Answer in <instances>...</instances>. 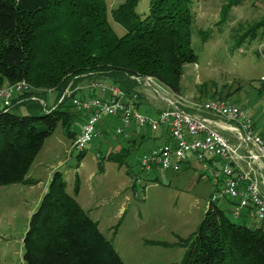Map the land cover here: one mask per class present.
<instances>
[{"label": "trees", "instance_id": "obj_1", "mask_svg": "<svg viewBox=\"0 0 264 264\" xmlns=\"http://www.w3.org/2000/svg\"><path fill=\"white\" fill-rule=\"evenodd\" d=\"M239 1L230 0L222 18ZM139 2L125 0L112 9L114 21L126 29L119 36L109 21L106 0H0V85L26 80L32 88L16 95L8 109L0 108V185L39 183L29 172L59 124L76 138L80 113L72 97L77 94L61 102L70 84L104 78L131 95L138 88L131 77L142 75L181 93L185 66L198 62L192 48V0H150L144 17L137 10ZM261 29L264 18L248 28L237 47L256 39ZM200 33L206 37V31ZM48 94L56 95L50 108L31 99L47 101ZM125 152L100 155V171L105 160L124 166L130 151ZM85 155L86 149L79 160ZM80 189L79 176L71 195L64 174H53L30 218L24 264H126L99 222L78 202ZM177 245L187 248L181 264H264V227L234 222L219 202L208 205L198 230L179 238Z\"/></svg>", "mask_w": 264, "mask_h": 264}, {"label": "rangeland", "instance_id": "obj_2", "mask_svg": "<svg viewBox=\"0 0 264 264\" xmlns=\"http://www.w3.org/2000/svg\"><path fill=\"white\" fill-rule=\"evenodd\" d=\"M106 1L111 26L119 36H123L126 29L114 21L112 9L125 0ZM229 1L218 0L214 11L203 15L202 19L196 18L191 4L195 15L192 48L198 56V62L185 66L181 94L199 101L215 98L232 101L243 99L252 90L264 114V94L257 93L262 89L260 78L264 77V51L259 52L260 46L264 44V29L260 30L256 39L248 38L241 47H237L238 40L248 28L264 18V0H240L230 10L227 9V15L222 18L223 8L228 6ZM149 6L150 0H140L137 7L139 14L143 17L147 15ZM200 31H206L205 38ZM82 85L88 86V82ZM55 96L48 94V108L53 106ZM83 119L80 113L74 126L76 132H79ZM104 122L106 126H103ZM117 125L112 118L105 117L100 124L101 130H105H102L103 136L86 147V155L80 161V152L73 148L74 140L59 124L53 135L45 141L39 159H44V166L36 165L32 171L40 183L32 187L22 184L0 185V264H24L23 241L30 218L46 193L52 175L57 171L64 174L71 195H74L75 180L79 176L80 204L88 213L92 209L90 216L100 221V230L112 240L126 264L182 263L187 248L178 246L177 242L179 238L189 237L201 225L212 192L211 180L204 174L198 181L199 173L194 170L177 173L157 168L143 172L140 166L142 155L163 143L153 142L152 139L147 144H139L131 149L121 170L117 163L105 160V172H101L99 163L102 158L97 155L103 157L108 153L106 141L114 144L118 139L126 141L116 134ZM127 169L131 170V175L126 173ZM137 176H141L142 182L133 190L132 184ZM220 205L225 209V205ZM120 206L123 212L118 215ZM226 212L236 223L259 225L253 219L244 221L233 217L228 210ZM117 224L118 227L113 229ZM147 240L171 245H147Z\"/></svg>", "mask_w": 264, "mask_h": 264}, {"label": "built area", "instance_id": "obj_3", "mask_svg": "<svg viewBox=\"0 0 264 264\" xmlns=\"http://www.w3.org/2000/svg\"><path fill=\"white\" fill-rule=\"evenodd\" d=\"M263 51L264 44L259 49L260 53ZM131 78L138 88L150 91L161 104L158 113L140 110L137 90L128 95L104 78L91 80L88 84L91 94L84 98L72 97L75 92L73 84L67 87L61 102L72 97L75 108L84 118L73 148L82 152L91 142L102 137L100 124L105 117L118 122L115 132L124 138L129 136L128 130H148L161 139L168 138L142 155L140 166L143 172L160 168L178 173L184 171L186 164L194 158L201 172L219 184L208 205L230 201L233 217L243 218V211H247L251 219L264 227V192L261 188L264 185L261 176L264 135L256 132L251 115L227 99H189L171 91L153 76L133 75ZM260 84L264 94V77L260 78ZM31 89L26 80L0 85V108L8 109L16 95ZM31 99L48 105L38 96ZM135 181L141 183V176Z\"/></svg>", "mask_w": 264, "mask_h": 264}, {"label": "crops", "instance_id": "obj_4", "mask_svg": "<svg viewBox=\"0 0 264 264\" xmlns=\"http://www.w3.org/2000/svg\"><path fill=\"white\" fill-rule=\"evenodd\" d=\"M217 3H218V0H192V2H191V4L193 5V9L195 11L196 18H199V19H202V16L205 15V14L208 15L210 11H212V10L214 11V9H215L214 6L217 5ZM215 14H216V11H215ZM91 80H93V79L85 80V81L79 83L75 87L74 94L75 93L77 94L76 97L84 98V97H88L91 94V91L88 88V86L82 85V83H84L86 81L89 84V82H91ZM258 89H260V86L258 87ZM137 91L140 93V96H141L140 102H139V108H140V110L142 112H148L150 114H156V113H158L161 110V104H159V102L152 96L150 91H146V90H143V89H140V88H138ZM257 93L260 94V95H263V92H261V91H258ZM255 95H256L255 92H252V90H249L247 92V95L244 96L243 99H240V98L237 99V100L233 99L230 102L235 103V104L237 102H239L240 103L239 105H241V107L243 109H245L251 115V117L253 119V126H254L256 132L261 134V135H264V114H263L262 106H260V104L258 103L257 97ZM48 100H49V97H48ZM47 104H48V102H47ZM114 121L116 122V120H114ZM116 123L118 124V122H116ZM106 125H107V123L104 122L103 126H106ZM102 130H104V129L102 128ZM128 131H129V136L127 138H125L126 139L125 142H123L124 140L121 141L119 139H118V142H115V144L106 141V146H107V149H108V153L106 155H104V156H107L108 154L114 153V152H122V153H124L125 151L126 152H129V151L131 152V149L135 148L137 145H139V144H147L148 142H150L151 139H152L153 142L154 141L155 142H157V141L164 142V141L168 140V138L161 139V137H159L158 135H154L152 133L150 135V133H148V132H143L142 133V132L137 131V130H128ZM104 132H105V130H104ZM73 140L74 139H72V141ZM44 146H45V144H44ZM44 146H43V149L41 150V152L39 153V155L37 156L35 162L33 163L32 167H31V170L29 172V175H28L29 178L36 179V180L39 181V183H40V180L37 177H34L32 171L36 167V165L44 166V164H43L44 159L39 160L40 157L43 154ZM155 146H157V145H155ZM243 166L247 169L246 164H243ZM118 167H119L120 170L123 168V166H120L119 164H118ZM185 168H186V170H184V171L194 170V171L198 172L199 173L198 178H197L198 181H200L202 179V177L204 176V174L201 172L200 167H199L198 163L195 161V159L194 160L191 159V161L186 164ZM104 170H105V168H104ZM103 172H105V171H103ZM126 173L130 174V175L132 174L131 170H128V169L126 170ZM261 176L264 178V170L261 171ZM52 177H53V175H52ZM52 177H51V179H52ZM51 179H50V182H51ZM50 182H49V184H50ZM218 185H219L218 183H213L211 181V186H212L211 194L216 190ZM30 187H32V186H30ZM48 187H49V185H48ZM261 188H262V191L264 192V185L263 184H262ZM47 189L48 188H46V191H47ZM132 189L135 190L133 188V184H132ZM80 194H81V189H80L79 194L75 195V197L77 198L78 202H79ZM219 204L225 205V209L228 210V212L231 213L232 202H230V201H221V202H219ZM206 207L208 208V204L206 205ZM91 210H89V214H90ZM122 212H123V207L120 206V208L118 209L117 214L121 215ZM243 215L244 216H243L242 219L244 221L248 220V219H251L249 217V214L247 213V211H243ZM95 221L100 222L98 220H95Z\"/></svg>", "mask_w": 264, "mask_h": 264}, {"label": "water", "instance_id": "obj_5", "mask_svg": "<svg viewBox=\"0 0 264 264\" xmlns=\"http://www.w3.org/2000/svg\"><path fill=\"white\" fill-rule=\"evenodd\" d=\"M160 88H161L163 91H165V92H166V90H165L163 87H161V86H160Z\"/></svg>", "mask_w": 264, "mask_h": 264}, {"label": "bare ground", "instance_id": "obj_6", "mask_svg": "<svg viewBox=\"0 0 264 264\" xmlns=\"http://www.w3.org/2000/svg\"><path fill=\"white\" fill-rule=\"evenodd\" d=\"M213 193H214V192H213ZM213 193H212V194H213ZM212 194H211V195H212ZM210 197H211V196H210Z\"/></svg>", "mask_w": 264, "mask_h": 264}]
</instances>
